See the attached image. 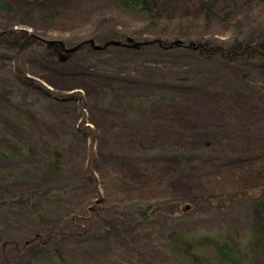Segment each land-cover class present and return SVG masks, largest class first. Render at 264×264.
<instances>
[{"label":"trees","instance_id":"trees-1","mask_svg":"<svg viewBox=\"0 0 264 264\" xmlns=\"http://www.w3.org/2000/svg\"><path fill=\"white\" fill-rule=\"evenodd\" d=\"M0 16L25 28L0 30V50L15 52L20 60L31 51L54 66L62 52L44 46L28 30L67 35L70 47L89 39L104 45L133 38L154 44L118 51L134 57L181 53L213 69L235 70L247 82L260 75L254 88L264 96V0H0ZM174 42L181 44L170 48ZM98 54L85 46L68 63L80 57L91 61ZM97 69L88 67L89 76ZM97 79L94 86L106 95L103 111L117 116L106 130L98 129L100 139V134L110 137L101 150L83 158L75 155L70 141L50 144L39 137L22 153L0 147V254L6 264L26 259L25 264H35L47 254L58 264H69L73 246L111 237L132 241V230L148 227L165 211L172 217L159 218L166 231L162 240L174 264H255L264 252V127L255 122L264 115L263 100L238 99L240 110L252 118L249 123L228 118L221 104L218 114L233 128L207 123L195 130L186 113L198 111L187 104L200 89L196 81L174 79L178 85L173 88L122 97L111 77ZM142 112L154 131H164L162 139L139 133ZM168 123L173 128L163 129ZM91 136L94 142L96 136ZM200 137L201 146H184ZM26 165H32L31 173ZM101 192L103 197L90 208ZM187 205L188 213L183 209ZM242 205L252 218L246 231L188 237L172 229L177 217L182 221L193 210ZM24 221L36 227L28 229ZM11 225L22 230L20 241L7 235Z\"/></svg>","mask_w":264,"mask_h":264},{"label":"rangeland","instance_id":"rangeland-1","mask_svg":"<svg viewBox=\"0 0 264 264\" xmlns=\"http://www.w3.org/2000/svg\"><path fill=\"white\" fill-rule=\"evenodd\" d=\"M16 25L12 19L0 16V30L9 27H14L15 30L25 29ZM28 31L33 36L35 35L36 39L44 46H47L44 41L63 42L67 49L70 48L66 42L67 35H41L34 30ZM56 47L63 51L60 46L56 45ZM109 48L117 50H109ZM109 48L102 52L95 51L99 54L91 61L80 57L72 63H68L71 56L68 61L61 62V55L64 54L61 52L54 66L43 64L40 57L31 51L24 55L23 60H20L17 53L0 50V127L2 129H0V147H4L10 152L22 153L29 145H34L39 137L41 140L50 141V144L52 141L57 143L70 141L75 155H81L83 158L85 153L88 154L91 151L95 153L101 150L107 145L106 139L110 143V137L105 138L100 134V139L98 129L100 133L106 130L107 124L109 125L117 117L115 114L105 113L102 109V101L106 96L105 91L94 86L97 78L101 75L113 79L116 93L122 97L151 94L156 89L173 88L178 85L173 83L174 79L188 78L196 81L197 87L200 89L198 92L192 93L187 104L196 107L198 111L193 114H190V111L186 113V120H191L190 124L196 127L195 130L198 127L202 128L207 123L232 129L233 125L223 120L218 114V107L221 104L226 108L225 112L228 118H234L237 122L246 124L252 118H248L240 110L238 103L241 100L238 99L254 98L263 100L264 103V96H261L254 88L255 83L260 82V75L254 74L253 80L247 82L235 76L233 72L235 70L213 69L209 65H202L193 57L181 53L168 56L141 54L134 57L129 52L118 51L121 48ZM123 63H126L127 67H124ZM92 65L97 66L98 69L94 76L90 77L87 69ZM19 76L23 78L20 79ZM168 77L172 78L170 82L167 80ZM95 78L96 80H94ZM23 79L30 80L31 84L27 85ZM226 95L228 99L223 101L222 98H226ZM146 115L144 112L141 113L142 118L138 124L139 133L142 134V137L150 136L152 140L155 139V135H160L162 139L164 131H154L150 126L149 119L145 117ZM182 119L184 120V118ZM255 122L256 126L263 128L264 115L256 117ZM165 125H167L163 127L165 130L173 128L170 123ZM108 128L110 130V126ZM91 134L94 139L96 136L94 142H92ZM203 139L200 137L199 141L195 140L191 144L186 142L184 146L191 150L193 147L201 146ZM87 159H85V163ZM17 166L12 165V167ZM26 167L30 173L33 171L32 165H26ZM68 176H71V173ZM67 178L65 179L67 180ZM180 181L184 184L188 182L185 179ZM181 182L177 186L179 184L182 186ZM20 188L25 190L26 187L23 184ZM102 197L103 193L101 192L98 199L95 200L96 203H93L90 208L97 204V201ZM187 206H184L183 209L185 210ZM168 215L170 213L165 211L164 216ZM164 216H158L146 228L137 229L136 227L132 230L130 233L134 236L132 241L121 238L116 240L111 237L110 239H101L96 245L82 248L73 246L71 248L73 254L69 255V264H174V259L164 249L165 241L162 240L166 231L159 218L165 219ZM251 219L250 209L243 205L222 209L207 208L193 210L182 221L181 217H177L178 222L176 221L177 223L172 225V229L188 237H215L246 231L250 226ZM24 223H27L28 229L33 228L32 226L36 227L33 223L26 221ZM12 226L14 225H11L10 228L8 226L9 234L7 235L20 241L22 230L20 228L11 229ZM9 257L17 261L14 253H11ZM254 260L255 264H264V252L259 253ZM0 264H6L1 254ZM35 264L58 263L54 257L47 254L45 258L36 261Z\"/></svg>","mask_w":264,"mask_h":264},{"label":"water","instance_id":"water-1","mask_svg":"<svg viewBox=\"0 0 264 264\" xmlns=\"http://www.w3.org/2000/svg\"><path fill=\"white\" fill-rule=\"evenodd\" d=\"M44 42L47 44L48 48L56 47V45L61 47V49L63 50L62 52L64 54L61 55L60 60L63 63L68 61L71 55L76 54L85 46H90L96 52L105 51L109 47H116V48H123V49H130L133 51H137L143 47L152 46L154 44V42H136L135 40L129 38L126 40V43L110 41V42H107L104 46H100V45H97L94 40L90 39L74 47H70L67 49L63 42H47V41H44ZM179 44L181 43L174 42L170 46V48H172L173 46H177ZM188 210H190V206H187L185 208V211H188Z\"/></svg>","mask_w":264,"mask_h":264}]
</instances>
